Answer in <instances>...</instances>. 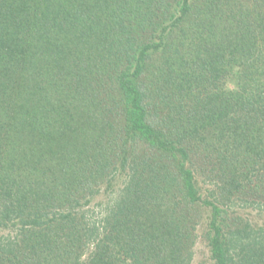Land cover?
Instances as JSON below:
<instances>
[{
	"label": "trees",
	"instance_id": "1",
	"mask_svg": "<svg viewBox=\"0 0 264 264\" xmlns=\"http://www.w3.org/2000/svg\"><path fill=\"white\" fill-rule=\"evenodd\" d=\"M198 227L264 264V0H0V264H190Z\"/></svg>",
	"mask_w": 264,
	"mask_h": 264
},
{
	"label": "rangeland",
	"instance_id": "2",
	"mask_svg": "<svg viewBox=\"0 0 264 264\" xmlns=\"http://www.w3.org/2000/svg\"><path fill=\"white\" fill-rule=\"evenodd\" d=\"M108 105V104H107ZM120 180H118L116 182V187H118L120 185ZM106 193H101L99 196H97L93 201L94 203H99V202H106L108 199L106 198ZM240 202V201H237ZM243 202H240V205ZM241 208V206H238ZM248 219H254L256 217V214L254 211H250L247 212V216ZM257 220V219H256ZM201 229L202 227H198V231H197V238L195 241V245L192 249L193 252V256H192V260L190 262V264H210V259H209V253H208V249L206 247V243L205 241L201 238Z\"/></svg>",
	"mask_w": 264,
	"mask_h": 264
}]
</instances>
